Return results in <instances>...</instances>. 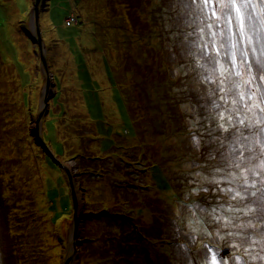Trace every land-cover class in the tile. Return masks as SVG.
<instances>
[{
    "label": "rangeland",
    "instance_id": "374dc122",
    "mask_svg": "<svg viewBox=\"0 0 264 264\" xmlns=\"http://www.w3.org/2000/svg\"><path fill=\"white\" fill-rule=\"evenodd\" d=\"M182 3L40 0L37 15L36 0H0V264H203L206 249L224 258L222 264H264L258 229L246 237L252 246L242 244L231 227L217 235L209 226L208 235L199 220L189 224L186 204L172 194L185 196L192 165L200 161L183 154V137L173 133L179 118L158 68L167 61L160 59H168L176 77L200 75L198 85L212 70L192 55L193 66L181 64V49L196 50L188 47L196 40L189 31L203 26ZM259 7L253 9L256 31L246 42L247 57L237 51L229 67L232 57L223 55L228 45H214L221 48L218 78L222 64L264 86ZM242 58L248 63L241 64ZM117 61L123 69L118 79L133 95L132 115L114 83ZM225 105L231 112L230 102ZM182 108L190 146L195 135L201 148L197 120H211V132L218 131V120L215 114L199 119L189 103ZM136 114L141 136L132 120ZM172 178L178 190L167 188Z\"/></svg>",
    "mask_w": 264,
    "mask_h": 264
},
{
    "label": "snow or ice",
    "instance_id": "6c2138e0",
    "mask_svg": "<svg viewBox=\"0 0 264 264\" xmlns=\"http://www.w3.org/2000/svg\"><path fill=\"white\" fill-rule=\"evenodd\" d=\"M257 5L260 7L255 16L259 17L260 27L264 28V0H183L182 3V7L203 25L193 32L197 36V40L192 41L196 50L189 55L194 56L197 63L204 61L201 67L212 66L209 75L203 79L205 82L216 81L219 92L224 93L217 97L209 89V95L216 97L212 108L219 109L215 113L217 127L231 139H224L228 148L216 161L208 164L207 168L198 163L192 165L196 170L190 172L192 179L185 192L186 200L181 203L186 204L190 225L199 220L208 235H212L208 231L209 226L215 228L217 235H220L222 228L231 227L236 230L234 235L241 238V243L249 246L252 244L246 237L257 229L258 239L264 242V86L253 84L251 78L242 80L240 73L229 72L222 64L218 78L214 73L220 56L211 55V52L214 50L219 54L221 48H210L209 45H215L221 40L228 45V51L223 55L232 57L228 61L229 67L236 63L237 51L247 57L246 42L251 41L252 34L256 31L253 9ZM217 24L225 27L217 30ZM261 47L264 48V43ZM240 63L247 64L248 60L242 58ZM259 72L260 79L264 80V58L260 60ZM258 87L261 88L259 94L255 91ZM217 100L226 104L230 102L231 112L217 104ZM250 112L253 115H249ZM248 129H256L250 133L251 138L245 135ZM193 142L199 147L200 141L195 135ZM209 189L214 195L207 198L216 203L201 208L193 195L208 193ZM252 197H256V200L249 204ZM202 217H206L207 222ZM253 218L258 223L254 224ZM209 253L210 261L207 258ZM205 256L203 264H222L224 260L222 257L218 258V253L211 249H206ZM236 259L239 260L240 257L237 256Z\"/></svg>",
    "mask_w": 264,
    "mask_h": 264
},
{
    "label": "trees",
    "instance_id": "16d2710c",
    "mask_svg": "<svg viewBox=\"0 0 264 264\" xmlns=\"http://www.w3.org/2000/svg\"><path fill=\"white\" fill-rule=\"evenodd\" d=\"M179 4V3H178ZM131 20L132 17H131ZM82 22V20H80ZM98 25V23H97ZM100 26V25H99ZM195 26H192L191 30L189 31V35L191 36V38H195L197 40V36L193 35V32L196 31V29H194ZM218 29H220V27H218ZM190 46L188 47H193L192 44V40L189 41ZM183 46V45H182ZM210 48H214V45H209ZM186 48V47H185ZM190 50V49H189ZM189 50H185V49H181L180 51L182 52L184 61L181 64L184 63H188L189 68L191 66H193V60L194 58H192L191 55H189ZM191 51V50H190ZM192 52V51H191ZM212 55H219L218 53H216L214 50L211 52ZM165 54H167V52H165ZM191 56V57H190ZM118 59V58H117ZM161 61L166 60L167 62L163 61L162 63L159 64L158 68L163 69V77L161 78L162 84L163 86H165L168 90L167 91V99L168 100H172V110L174 111V115L176 116V119L179 118L180 119V125H179V119L177 120L178 122V126H175V129L173 130V133H177V135L179 137H183V143L185 146V149L183 150V154L190 156L194 159H198L200 161V164H205L206 166L210 163H213L215 159H217L216 157L220 156L221 153H223L227 148L228 145L224 143V139H231L230 136H228V134H223L221 135V130L218 129V131H210L211 128V120L209 122V120H197L199 121V125L202 126L201 130H199V134L200 136L204 137V144L201 146V148H198L195 146H192L193 150L191 149L190 146V141L188 138V134L190 132L189 130V125L186 124V120L184 122H182V118H184L182 115H184L183 113L185 112V110L182 108L185 104H191L193 105L195 108H197L198 111V118L201 119L202 115H205L206 117H209L210 119H214L213 115L216 113L217 109H213L212 108V103L213 101L211 99H216V97L209 95V89H211V91L213 93H216V96H220L223 93L219 92V86L216 83H213L214 81H208L206 83L205 86H203V83L205 82L204 79H202V83L201 84H197L196 81L197 79L201 76L196 74L193 77L191 76H187V77H176L173 75V69L170 66V63L168 62V59L163 56L160 59ZM224 62H226L225 59H223ZM119 61H117L116 65L113 64L112 69H113V79H114V83L119 87L120 92L122 94V99L128 109L129 114L132 115V113H137L135 111H132V103L130 102V97L133 96L132 94L128 93L126 91L127 87L125 88L124 81H120L118 79V75L120 74L119 70H123L121 66V64L119 63ZM191 65V66H190ZM114 67L115 70L114 71ZM230 72V71H229ZM196 77V78H195ZM186 80V81H185ZM123 85V86H122ZM198 90H195L197 89ZM203 88V89H202ZM140 90V89H139ZM144 93V91H143ZM136 97V96H135ZM137 99V98H136ZM217 104L223 105L224 107H227L224 101H219L217 100ZM199 108V109H198ZM205 110V111H204ZM183 111V112H182ZM186 116V115H185ZM197 117V116H196ZM195 117V118H196ZM133 123L136 122V125L138 129H136V132L138 135L141 136V134L143 133L141 126L137 123V120H139L138 118V114L135 115V117H132ZM206 122V123H204ZM215 124V122H214ZM206 126L208 127L206 129ZM255 129H248L245 132L246 136H250V133L252 131H254ZM193 132V130H192ZM143 138H141L140 141H142ZM215 151L217 153V155H211L213 158H208L207 156H209V152ZM206 157L205 159H203V157ZM212 159V160H210ZM158 164H155V166ZM158 167V166H157ZM186 177H188V173L186 172ZM167 181V188H172V189H176L177 187H179V185L175 184V178H172V181L169 182V179L166 180ZM173 183V184H172ZM178 183V182H177ZM175 185V186H174ZM178 190V189H176ZM176 193V194H175ZM173 197L177 198L178 202L184 201L186 200V197L182 194H179L178 191H173L172 192ZM213 195L210 194V192L208 193H203V195L198 196V198L196 199L198 203L200 202H206L209 204H213V199H208L207 197ZM205 197L206 200H202ZM217 245V243H215ZM212 246V245H211Z\"/></svg>",
    "mask_w": 264,
    "mask_h": 264
},
{
    "label": "water",
    "instance_id": "95a60500",
    "mask_svg": "<svg viewBox=\"0 0 264 264\" xmlns=\"http://www.w3.org/2000/svg\"><path fill=\"white\" fill-rule=\"evenodd\" d=\"M39 2H40V0H36V11H37V15H38V6H39ZM41 45H42V43H41V38H40V47H41ZM44 58V57H43ZM43 60H45V59H43ZM39 143L42 145V146H44V148H46V150L50 153V151H49V149L47 148L48 147V145L46 144V141L43 139V138H39ZM70 182H71V185H72V188H74V184H73V182H72V179H71V176H70ZM74 200H75V198H74ZM75 211H76V213H75V220H77V203H76V200H75Z\"/></svg>",
    "mask_w": 264,
    "mask_h": 264
},
{
    "label": "crops",
    "instance_id": "0c3cea01",
    "mask_svg": "<svg viewBox=\"0 0 264 264\" xmlns=\"http://www.w3.org/2000/svg\"><path fill=\"white\" fill-rule=\"evenodd\" d=\"M119 147H120V145H119Z\"/></svg>",
    "mask_w": 264,
    "mask_h": 264
}]
</instances>
